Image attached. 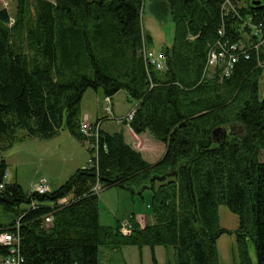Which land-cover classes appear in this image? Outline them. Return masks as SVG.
Returning a JSON list of instances; mask_svg holds the SVG:
<instances>
[{"label": "trees", "instance_id": "trees-1", "mask_svg": "<svg viewBox=\"0 0 264 264\" xmlns=\"http://www.w3.org/2000/svg\"><path fill=\"white\" fill-rule=\"evenodd\" d=\"M223 1H153L173 23L171 44L159 50L162 70L143 54L152 49L141 24L144 0H16L13 15L0 8V153L63 129L95 142L80 132V101L89 88L110 97L124 90L136 102L130 128L164 146L149 162L122 131L99 129L94 165L46 194L5 182L1 158L0 211L15 218L0 226L16 230L18 222L27 264H99L101 245H162L173 249L175 264H219L217 239L231 233L219 225V205L238 216L237 264H264L263 36L248 58L239 54L228 76L206 66L217 42L229 45L250 32L249 16L264 24V0H231L236 11L226 16ZM218 128L223 137L214 135ZM96 186L150 190L153 221L141 226L131 215L127 235L120 221L100 224Z\"/></svg>", "mask_w": 264, "mask_h": 264}, {"label": "rangeland", "instance_id": "rangeland-1", "mask_svg": "<svg viewBox=\"0 0 264 264\" xmlns=\"http://www.w3.org/2000/svg\"><path fill=\"white\" fill-rule=\"evenodd\" d=\"M153 1L159 0H152L151 2L150 0H144L141 24L144 32L151 36V48L159 51L162 47L171 44L173 23L170 14L158 11V8L155 7L156 3L153 6ZM15 6L16 0H0V8H6L10 15L14 14ZM260 94L264 96V79L261 84ZM102 95L103 93L100 89L95 91L89 88L85 91L80 101L81 118H83L85 112H90L92 116L94 111L96 112L95 108H98L101 116H109L115 124L116 120L125 121L130 110L136 104L134 100L128 98L124 90H119L111 96V112L107 113L104 109L105 102L101 100L103 99ZM95 96H98L97 100ZM94 119L93 117L91 120ZM86 137L93 138L92 135ZM149 139L153 143L161 144L150 135ZM93 143L94 141L80 142L66 129L61 130L51 138L26 137L14 142L0 153V159L3 158L7 164L4 181L8 183L16 181L24 190H32L39 178H45L50 190H55L76 169L89 163L94 155L93 152H89V148L92 150L95 148ZM162 150V146L151 148L148 152L151 151L150 153L155 154L156 157L145 155L144 158L148 161H154L161 155ZM261 159L264 160V153H262ZM150 197V190H144L142 195L131 193L121 187L98 190L99 223L116 227L119 221L120 224L127 222L128 218L133 214L139 219L152 215L149 207ZM218 216L220 227L231 230V233H223L217 239L219 264H237L236 229L239 225L238 216L230 212L224 205H219ZM14 218V213L4 215L0 211V220L11 222ZM144 218L140 220V225L148 222ZM247 249L252 262L256 263L253 241L247 242ZM99 264H175V260L173 249L162 245L154 247L129 245L117 249L101 245L99 246Z\"/></svg>", "mask_w": 264, "mask_h": 264}, {"label": "built area", "instance_id": "built-area-1", "mask_svg": "<svg viewBox=\"0 0 264 264\" xmlns=\"http://www.w3.org/2000/svg\"><path fill=\"white\" fill-rule=\"evenodd\" d=\"M221 14L223 16H226L232 12L236 11L235 3L231 0H224L223 3L220 6ZM246 24L250 27V32L248 34H244L242 38H240L239 41L233 42L229 45L222 44L217 42L216 46L211 48L208 51L207 54V61L206 66L210 68L211 70L215 67H221L222 68V75L228 76L234 66V63L237 62L239 54L242 55L244 58H248L250 51L253 48H257L259 43L261 42L260 39L255 43L256 36L264 38V24L262 22H258L257 24L253 23L252 16H249V18L246 21ZM219 34H223V29H219ZM260 41V42H259ZM259 42V43H258ZM144 57L151 66H154L158 70H162L165 67V54L162 51H155L152 49H145L143 50ZM263 71H264V64L262 65ZM103 101L105 102V111L107 113L111 112L110 109V96H104ZM134 109L132 108L130 110V113L125 118L126 122H129L134 113ZM98 128L99 123L96 122L94 124H90L87 122V120H83V122L80 123V132L84 136H90L92 135L93 138H95V142L93 145L95 148L93 149V157L87 163L88 166L94 165L93 158L97 156V148L98 144L97 142V134H98ZM92 133V134H91ZM2 187V184H0V188ZM99 186H96L95 189L98 190ZM32 191L38 193V194H46L49 191V185L45 178H39L37 182L34 184ZM66 199L62 198L58 201V203H65ZM53 216L52 214H48L43 218V226L49 227L52 224ZM18 222L14 225L12 229L16 230H10L9 227H1L0 226V264H27L26 259L24 255L21 253L20 250V242L21 237L18 233ZM120 231L127 235L130 233V226L128 222H124L120 226ZM1 249H4V251H1Z\"/></svg>", "mask_w": 264, "mask_h": 264}, {"label": "crops", "instance_id": "crops-1", "mask_svg": "<svg viewBox=\"0 0 264 264\" xmlns=\"http://www.w3.org/2000/svg\"><path fill=\"white\" fill-rule=\"evenodd\" d=\"M102 97L104 99V95H102ZM95 98L97 100L98 96H95ZM103 99H101V100L103 101ZM110 99L112 101V98L111 97H110ZM95 110H96V112L94 111V114L92 116H91V113L90 112H85L83 118H81V116H80L81 122H82V120H87V121H89L90 123H93V124L95 122H98L99 123V126H100V129H102V130H104L106 132H109V133L117 132V131H122L123 134H124L125 141L127 143H130L134 148L138 149L142 153L143 157H145V155L146 156H149V157L155 156V154L150 153L151 151L148 152V150H150L151 148L152 149L153 148H159L161 146L163 148V150L161 151V155L164 153V146H163V144L153 143L152 140L149 139V134L148 133L136 134L130 128L128 122H125L123 120H121V121L116 120V122L114 124V122H112L113 119L109 118V116H104V115L101 116L100 113H99L98 108H95ZM80 111H81V108H80ZM93 117L95 119L94 120H91ZM140 144H143V145L140 146ZM148 147H150V148L148 149ZM161 155L157 159H159L161 157ZM157 159H155L154 161H156ZM154 161H149V162H154ZM82 167H83V165H82ZM49 190H50V187H49ZM135 218H136V221L138 223H140V220L143 219L144 217H141L139 219V218H137L135 216ZM144 219L148 221L146 223H151L153 221L152 215H150L148 217H145ZM146 223H144V224H146ZM144 224H141V226H143Z\"/></svg>", "mask_w": 264, "mask_h": 264}, {"label": "water", "instance_id": "water-1", "mask_svg": "<svg viewBox=\"0 0 264 264\" xmlns=\"http://www.w3.org/2000/svg\"><path fill=\"white\" fill-rule=\"evenodd\" d=\"M253 3H259V2L254 1ZM224 134H225V133H224ZM224 134H223V132H222L219 128H218L217 130L214 131V135H215V136L218 135V136H222V137H223ZM217 140H218V139H217Z\"/></svg>", "mask_w": 264, "mask_h": 264}]
</instances>
